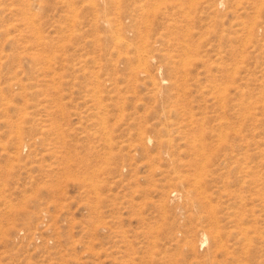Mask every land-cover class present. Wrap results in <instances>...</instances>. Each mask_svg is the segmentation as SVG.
<instances>
[{
	"label": "rangeland",
	"instance_id": "obj_1",
	"mask_svg": "<svg viewBox=\"0 0 264 264\" xmlns=\"http://www.w3.org/2000/svg\"><path fill=\"white\" fill-rule=\"evenodd\" d=\"M0 264H264V0H0Z\"/></svg>",
	"mask_w": 264,
	"mask_h": 264
},
{
	"label": "bare ground",
	"instance_id": "obj_2",
	"mask_svg": "<svg viewBox=\"0 0 264 264\" xmlns=\"http://www.w3.org/2000/svg\"><path fill=\"white\" fill-rule=\"evenodd\" d=\"M204 242H205V239H203L201 243H204Z\"/></svg>",
	"mask_w": 264,
	"mask_h": 264
}]
</instances>
